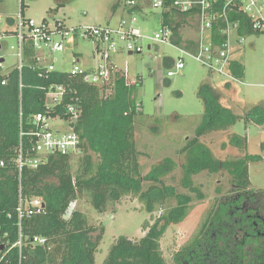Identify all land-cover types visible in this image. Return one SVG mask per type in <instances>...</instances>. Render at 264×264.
<instances>
[{
    "label": "trees",
    "instance_id": "obj_1",
    "mask_svg": "<svg viewBox=\"0 0 264 264\" xmlns=\"http://www.w3.org/2000/svg\"><path fill=\"white\" fill-rule=\"evenodd\" d=\"M71 0H56V8L66 6ZM124 0H117L116 10ZM170 0L166 1L167 6ZM22 9L25 10L22 1ZM141 18L147 16L141 4L128 10ZM166 14V23L172 22ZM185 19V18H184ZM175 20V31L185 21ZM255 33L250 30L248 34ZM28 62L22 70L25 87L20 94V72L14 69L7 84L0 74V244L5 255L1 264H96V252L102 241L104 226L88 223L81 210L68 214L70 205L85 199L99 212L131 196L143 203L145 209L160 215L154 223L145 222L146 231L140 239L120 236L115 239L103 264H169L161 248V239L172 224L183 222L195 200H204L206 194L195 183L194 176L207 171L225 170L232 177V189L218 198L213 209L194 236L173 255L171 264H264V189L251 188L249 163L264 159L262 154L246 153L248 137L237 133L228 136V143L245 152L237 159H220L201 138L216 131H227L238 120L246 124L264 126V103L252 105L237 113L224 104L225 91L232 89L227 81L221 88L204 81L198 90L204 112L193 138H187L179 150L184 154L182 176L178 186L167 184L165 178L173 173L177 162L166 157L142 172L136 145L135 121L142 112L135 97L141 79L130 81L121 69L113 77V85H89L70 72L56 70L48 78L34 69L33 49H27ZM165 63L171 67L172 61ZM231 72L240 79L244 67L238 61L231 63ZM63 83L68 93L64 103L78 98L82 111L75 125L84 152L79 156L80 166L74 175L70 156L50 154L36 169L27 165L20 168V131L33 127V115L44 112L46 91L38 87ZM111 90H110V89ZM225 92V93H224ZM22 103V104H21ZM22 105V109H21ZM65 118L64 104L59 106ZM51 114L55 115L53 111ZM34 139L26 137L23 157L34 155ZM225 143L224 145H226ZM264 150V146L262 147ZM97 161V162H96ZM23 199L42 197L44 207L40 213L22 219L23 249L20 260L19 247H12L20 237L18 207ZM174 201V203H171ZM40 236L44 244H32Z\"/></svg>",
    "mask_w": 264,
    "mask_h": 264
},
{
    "label": "rangeland",
    "instance_id": "obj_2",
    "mask_svg": "<svg viewBox=\"0 0 264 264\" xmlns=\"http://www.w3.org/2000/svg\"><path fill=\"white\" fill-rule=\"evenodd\" d=\"M24 3L25 16L36 20L47 18L51 23L62 20L69 27L76 25H116L122 17L127 15L124 1L114 10L117 0H71L58 12L56 0H0V36L7 29L15 26L8 23L9 17L17 19L20 2ZM148 14L141 18L137 28L144 36L153 37L159 30L160 24L152 14V0H137ZM125 11V13H123ZM184 36H196L186 30ZM8 40V45L0 50L5 58V71L12 70L19 63L18 42L16 38ZM4 42V41H3ZM2 42V43H3ZM123 44V43H121ZM137 44L143 47L142 53L129 54L125 51L114 53L111 60L121 70L128 69L130 80L141 79L135 97L141 103L142 112L136 117L135 132L136 145L140 150L139 157L142 172L147 173L153 165L166 157L177 162L173 173L165 178L167 184L178 186L183 192L186 189L179 185L182 176L184 154L180 149L187 138L195 136V130L201 122L204 106L198 97L200 85L210 79L212 84L221 88L228 78L211 73L206 67L191 57H186V66L181 72L169 77L170 67L165 63V56L179 58L180 51L175 47L158 43L146 38L137 39ZM152 44L149 50L148 45ZM14 46V47H12ZM94 47L93 42L82 41L79 49L84 52L81 63L84 64ZM76 45L67 46L63 52H56L50 58H55L58 70L70 71L74 64ZM238 60L244 67V76L233 82L232 89L226 92L224 104L242 113L245 108L260 102L264 103V33H251L245 36L242 48L236 53ZM224 92V93H225ZM56 125V122L53 123ZM59 127L67 130V123H59ZM231 133L246 135L248 149L246 153L262 154L264 156V126L254 123L246 124L243 119L227 131H216L201 138L220 159H237L245 155L228 143ZM227 143L226 145H224ZM80 158L71 156L70 168L75 175L80 166ZM97 162V161H96ZM251 188L264 189V159L249 163ZM231 176L225 170L217 173L201 172L194 176L196 184L200 185L206 194L204 200H195L187 218L177 224L170 225L161 239V248L166 261L171 264L173 255L197 232L205 221L218 198L232 189ZM174 203V201H171ZM73 210H81L87 216L88 223L97 227L104 226L102 241L96 252V264H103L112 245L120 236L130 239H140L146 233L143 228L145 222L154 223L160 211L154 213L144 208L138 199L126 196L120 202L111 205L106 211L99 212L90 202L78 199L73 202L68 214Z\"/></svg>",
    "mask_w": 264,
    "mask_h": 264
},
{
    "label": "built area",
    "instance_id": "obj_3",
    "mask_svg": "<svg viewBox=\"0 0 264 264\" xmlns=\"http://www.w3.org/2000/svg\"><path fill=\"white\" fill-rule=\"evenodd\" d=\"M166 1L168 0H152V14L160 24L159 30L153 37L142 34L137 28L140 16L128 11L137 5V0H124L127 15L122 17L116 25L83 24L72 27L67 26L62 20L51 23L47 18L38 21L27 17L23 12L22 2H20V11L14 31L8 33L5 31L0 36V50L8 45V40L5 39H17L19 63L12 70L5 71L6 58L0 53V74L5 76L1 83L7 84L10 73L14 69H18L20 72V94L22 93V89L25 87L22 70L28 62L26 53L28 48L31 47L34 52L35 65L32 67L39 70L40 77L48 78L51 72L58 70L55 65L56 59L50 57L56 52L65 51L69 45H76L74 64L68 72L73 76L80 77L83 82L89 85H113L114 74L119 68L111 60V55L123 51L129 54L142 53L143 47L137 44L139 38L166 43L180 51L177 59L170 56L164 57L165 60L170 59L173 63L167 72L169 77L185 68V58L188 56L198 61L211 73L228 78L227 81L234 83L238 81L239 79L231 72V63L236 60V53L241 50L247 32L251 30L255 33H264V0H170L168 6ZM166 14L170 16L172 22L166 23ZM182 19L185 21L181 23L176 32L174 27L177 21L175 20ZM186 30L196 36L189 38L184 36L187 34ZM82 41H90L94 44L92 52L84 64L81 63L82 58L76 55L78 51H82L79 49V44ZM152 46V44L148 45L149 50L152 49ZM122 71L130 80L129 70ZM38 88L46 91L45 110L33 115L32 128L28 131L23 129L20 131L21 145L18 159L20 168L27 165L31 169H36L39 163L50 154L79 157L84 152L83 141L75 130L76 122L82 111L78 103L79 99L72 97L73 101L64 103L68 89L63 83H52L49 86ZM63 104L65 112L69 114L68 118H65L62 112L57 111ZM140 109L141 104H138V110ZM53 111L55 115L51 114ZM54 122L56 125H53ZM62 122L68 124L67 130L58 126ZM26 137L35 140L32 147L34 155L24 159L22 142ZM4 164V161L0 162V165ZM43 207L42 197L23 199L20 196L18 207L20 237L12 246L19 247L20 260L23 257L24 245L21 230L22 219L25 216L40 213ZM45 241L46 239L40 236H34L31 239L32 244H44ZM4 256L0 255V264Z\"/></svg>",
    "mask_w": 264,
    "mask_h": 264
},
{
    "label": "crops",
    "instance_id": "obj_4",
    "mask_svg": "<svg viewBox=\"0 0 264 264\" xmlns=\"http://www.w3.org/2000/svg\"><path fill=\"white\" fill-rule=\"evenodd\" d=\"M23 12H25V11H23ZM52 13H53V12H52ZM123 13H125V11H124ZM126 13H127V11H126ZM7 20H8V23H9L10 25H13V26L16 25V20H15V19L9 17V19H7ZM14 29H15V27H14L13 29H7V30H5V31L8 33V32H12V31H14ZM76 55H77L78 57H80V58H83L84 53H83V51H78V52L76 53Z\"/></svg>",
    "mask_w": 264,
    "mask_h": 264
},
{
    "label": "water",
    "instance_id": "obj_5",
    "mask_svg": "<svg viewBox=\"0 0 264 264\" xmlns=\"http://www.w3.org/2000/svg\"><path fill=\"white\" fill-rule=\"evenodd\" d=\"M131 54V53H130ZM4 244H0V250H3L4 249Z\"/></svg>",
    "mask_w": 264,
    "mask_h": 264
}]
</instances>
